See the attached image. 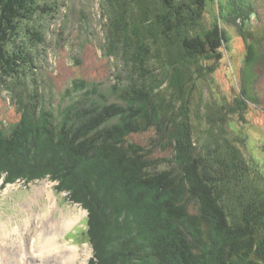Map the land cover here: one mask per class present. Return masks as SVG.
<instances>
[{"label":"trees","instance_id":"16d2710c","mask_svg":"<svg viewBox=\"0 0 264 264\" xmlns=\"http://www.w3.org/2000/svg\"><path fill=\"white\" fill-rule=\"evenodd\" d=\"M208 2L102 0L105 53L128 72V116L105 98L89 109L78 100L56 122L24 103L27 81L36 84L32 49L48 36L37 21L57 8L0 0V88L11 83L22 103L9 133L0 120V178L58 181L57 192L88 212L91 264H264V173L228 130L227 115L244 109L200 105V79L213 70L201 63L223 49L204 24ZM195 95L204 130L191 116ZM152 130L149 146L131 139Z\"/></svg>","mask_w":264,"mask_h":264},{"label":"rangeland","instance_id":"374dc122","mask_svg":"<svg viewBox=\"0 0 264 264\" xmlns=\"http://www.w3.org/2000/svg\"><path fill=\"white\" fill-rule=\"evenodd\" d=\"M208 1L204 24L207 29H216L220 34L223 55L201 63L206 70H213H209L212 71L210 77L200 79L203 89V104L200 105H221L222 113L226 112L223 105L244 109L241 115L235 114L233 118L227 115L229 135L244 143L241 148L247 161L264 173V0ZM42 3L54 6L57 12L37 21L40 30L48 36L46 44L32 49L37 67L36 84L27 81L26 87L29 92L36 86L38 90H34L33 95L27 91L24 104L33 103L41 114L52 113L56 122L61 119V112L78 100H81L82 109L100 103L115 104L125 112L124 116H128L129 102L124 98L128 90V72L120 57L114 59L105 53L107 20L102 0H42ZM32 39L36 41V36ZM10 87L13 88L11 83L8 88H0V120L8 133L22 118V103ZM94 90L102 98L90 95ZM87 98L90 99L88 102ZM195 98L197 103L192 107L191 116L204 130L206 123L199 119L194 109L201 100L197 95ZM155 137L152 130L133 135L131 139L149 146ZM168 151L155 150L154 156L171 160L173 152ZM168 165L162 164L161 168L166 169ZM5 177L0 178V220L4 223L5 233L1 243L17 237L26 252L28 242L23 244L26 239L21 234L24 221L45 215L53 225L58 221H65L66 225L72 223L59 234L58 246L64 253L66 247L75 250L73 246H77L79 251L75 250L74 264H91L94 249L86 234L88 212L81 205L72 203L66 192H57L59 182L50 175L33 181L19 179L14 183H5ZM138 196L141 198L139 193ZM132 198L136 199V196ZM52 206L55 207L53 211ZM16 232L18 235L14 236ZM18 256L21 259V251ZM69 257L75 258L73 253Z\"/></svg>","mask_w":264,"mask_h":264},{"label":"bare ground","instance_id":"6f19581e","mask_svg":"<svg viewBox=\"0 0 264 264\" xmlns=\"http://www.w3.org/2000/svg\"><path fill=\"white\" fill-rule=\"evenodd\" d=\"M54 206H56V204ZM54 209L55 207L53 208L52 206V211ZM46 218L48 217L46 216ZM46 218L44 215L40 219L38 217H33L32 219L27 218L26 221H24L21 234L22 237L26 239L23 244H25L26 241L28 242L27 246H25L26 252L17 237L11 238L8 243H1L5 233L3 232L4 223L0 220V264H74L76 260L75 250L79 251L78 247L73 246L75 250L66 247V253H64L58 246L59 234L70 228L72 223L69 222V224L66 225L65 221H58L56 222L57 225H53V222L49 223V218ZM50 224H52V226L49 229ZM15 230L16 229L12 232ZM25 230L31 233L29 238L26 236L29 234L28 232L23 235ZM34 233H36L35 237L32 236ZM16 235H18L17 232L14 236ZM20 251L21 259H19L18 256V254L20 255ZM72 253L75 256L74 260L69 257V254Z\"/></svg>","mask_w":264,"mask_h":264}]
</instances>
